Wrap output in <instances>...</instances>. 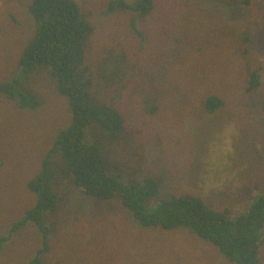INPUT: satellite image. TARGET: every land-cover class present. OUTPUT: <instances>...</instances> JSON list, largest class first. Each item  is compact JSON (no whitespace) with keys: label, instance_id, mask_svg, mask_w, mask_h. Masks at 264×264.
<instances>
[{"label":"rangeland","instance_id":"rangeland-1","mask_svg":"<svg viewBox=\"0 0 264 264\" xmlns=\"http://www.w3.org/2000/svg\"><path fill=\"white\" fill-rule=\"evenodd\" d=\"M30 1L0 0V85L19 78L38 100L35 109L19 108L0 92V233L34 205L27 183L71 119L48 68L19 70L37 29ZM74 1L92 27L84 50L92 99L124 119V132L107 147L120 176L164 182L166 175L170 186L155 200L186 192L232 215L264 193V0H152L142 16L111 10L112 0ZM254 71L259 86L247 91ZM206 95L225 103L201 112ZM86 134L102 138L93 125ZM54 187L45 263L123 264L135 254L134 264H235L183 227L131 231L117 198L98 200L68 179ZM39 234L22 227L4 261L24 262L22 252L26 258L41 246ZM258 250L264 264V236Z\"/></svg>","mask_w":264,"mask_h":264},{"label":"trees","instance_id":"trees-1","mask_svg":"<svg viewBox=\"0 0 264 264\" xmlns=\"http://www.w3.org/2000/svg\"><path fill=\"white\" fill-rule=\"evenodd\" d=\"M78 5L74 0H31L29 4L37 29L21 55L19 70L25 76L36 67L48 68L57 92L67 99L71 119L47 150L40 171L27 183L34 205L0 233V264H13L11 255L9 263L4 261L9 251L7 246L13 243L14 234L28 224L39 231L41 246L26 258L22 252L21 264H48L43 261L50 232L46 218L58 204L59 189L54 187L57 179H68L82 193L101 201L117 198L129 217L131 228H135L131 231L136 232L138 227L141 230L155 226L183 227L209 240L235 264H261L258 244L264 236V193L255 195L243 211L232 215L229 210L219 211L197 195L186 192L155 200L158 192L163 191V184L170 186V178L165 175L166 180L161 182L162 175H153L142 181L129 180L122 178L110 163L107 147L124 132V119L114 107L92 99L91 77L84 64L86 39L92 27L82 17ZM110 7L111 10L128 9L142 16L152 10L153 2L112 0ZM19 82L15 78L2 83L0 92L19 108L35 109L38 105L35 93ZM259 83L258 72H252L246 90H254ZM201 101V112L210 114L225 103L217 95L203 96ZM91 125L103 139L87 136L86 129ZM131 258L137 256H123V264H134Z\"/></svg>","mask_w":264,"mask_h":264}]
</instances>
